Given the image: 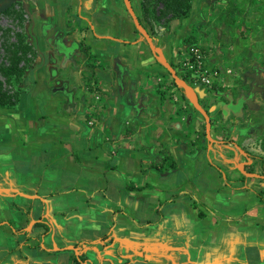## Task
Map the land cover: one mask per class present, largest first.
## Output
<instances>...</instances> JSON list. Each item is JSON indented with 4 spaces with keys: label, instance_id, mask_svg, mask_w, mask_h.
Listing matches in <instances>:
<instances>
[{
    "label": "crops",
    "instance_id": "obj_1",
    "mask_svg": "<svg viewBox=\"0 0 264 264\" xmlns=\"http://www.w3.org/2000/svg\"><path fill=\"white\" fill-rule=\"evenodd\" d=\"M22 1L37 61L16 108L0 107V264H264L261 151L170 136L158 151L142 135L149 92L98 67L101 106L86 88L80 43L119 74L139 64L142 0ZM29 85L49 90L42 114Z\"/></svg>",
    "mask_w": 264,
    "mask_h": 264
},
{
    "label": "rangeland",
    "instance_id": "obj_2",
    "mask_svg": "<svg viewBox=\"0 0 264 264\" xmlns=\"http://www.w3.org/2000/svg\"><path fill=\"white\" fill-rule=\"evenodd\" d=\"M192 7L186 18L170 21L168 31L150 27L143 20L142 12L141 19L135 17L143 30L135 28L144 43L142 49H137L141 62L122 74L114 64L101 62L98 56L93 62L110 70L114 80L126 77L127 88L132 93L147 91L151 94L150 101H143L150 110L145 116L149 126L142 132L144 145L153 142L161 151L163 139L170 136L176 141L190 139L194 148L203 146L200 141L214 138L222 144L233 142L249 154H255L256 148L264 155L260 148V138L264 135V0H193ZM7 8L11 9L0 12V64L8 61L4 49L15 39V33L23 30L27 34L29 21L22 0L13 1ZM165 34L168 36L163 37ZM187 35L193 40L186 43ZM145 36L149 37L151 45ZM191 47H196L201 55L198 73L183 64ZM76 49V44L68 47L69 55L76 56ZM27 57L31 58V53ZM35 61L37 56L33 63ZM30 73L25 82H29ZM136 73L140 74L138 84L131 80ZM51 75L56 76L57 71L53 69ZM84 78L95 93L99 95L94 89L104 92L95 86L96 80L93 81L89 69ZM0 80L3 90L13 94L15 87L6 82L1 73ZM32 87L27 88L31 94L29 100L34 99L37 111L42 114L44 108L40 101L50 94L49 90L31 92ZM251 90L252 99L240 112L236 115L231 111L223 112L224 105L238 97H247ZM153 95L160 101L154 104ZM103 98L99 95V106ZM164 102L172 104L170 115L165 116ZM151 107H157L159 113L151 114Z\"/></svg>",
    "mask_w": 264,
    "mask_h": 264
},
{
    "label": "trees",
    "instance_id": "obj_3",
    "mask_svg": "<svg viewBox=\"0 0 264 264\" xmlns=\"http://www.w3.org/2000/svg\"><path fill=\"white\" fill-rule=\"evenodd\" d=\"M15 1L16 0H14V2ZM192 2L193 0H142V18L148 25H150V27H161L168 31L170 21L182 20L188 16L192 7ZM10 9L11 8H7L3 11V13L9 11ZM192 40L193 39L190 35H187L184 38V42L186 43ZM62 49L67 50L65 48ZM4 50L7 54L8 61L7 63L0 64V73L3 76L4 80H6V82L15 87V91L13 94H9L8 92L4 91L2 88L3 82L0 80V107L16 108L19 101V95L22 91L21 84L23 83L25 72L28 71L30 73L32 71V67L34 64L33 61L34 58L37 56V53L33 48L32 44L29 42L28 35L23 30L15 33V39L10 43V45L6 46ZM79 51L87 59L86 67L89 70L92 71L96 67L103 69L105 68V66L101 63L95 64L93 62L96 55L91 53L89 48L84 43H80ZM29 53H31L32 55L31 58L27 57V54ZM41 63L42 60L39 61V64ZM86 87L89 90L93 91L91 87H89L88 82L86 83ZM94 90L97 91L100 96L105 95L104 92H100L98 91V89ZM159 95L160 98H162V94ZM129 127L130 125L127 126V128ZM260 148L264 152V135L260 138ZM162 154V162L164 163L169 161L168 166L172 169H175L176 164L173 161L172 155L166 153V151H162ZM257 196L261 199L260 192L257 193ZM43 226V223L35 224V227L37 228Z\"/></svg>",
    "mask_w": 264,
    "mask_h": 264
},
{
    "label": "water",
    "instance_id": "obj_4",
    "mask_svg": "<svg viewBox=\"0 0 264 264\" xmlns=\"http://www.w3.org/2000/svg\"><path fill=\"white\" fill-rule=\"evenodd\" d=\"M14 0H0V12H2L3 10H5L8 6H10L11 4H12V2H13ZM128 0H126V2H127ZM128 8H130L129 6H128ZM132 14V13H131ZM133 15V14H132ZM133 19H134V22H135V24H136V26H138L139 28H140V26H139V23H138V21H137V19L133 16ZM141 29V28H140ZM141 31L143 32V30L141 29ZM146 37V39H147V41L150 43V45H151V42H150V39H149V37L148 36H145ZM56 49H57V51H60L61 53H64V52H66V50H61L60 48H58V47H56ZM157 50V49H156ZM54 89L56 90V91H59V90H63V85H61V86H55L54 87ZM252 90L249 92V94H248V97L252 94ZM245 98V97H242V99H248V103H250L249 102V98ZM235 106V105H234ZM234 106H232V103H228V104H226V105H224V107H223V112L225 113V114H227V112L228 111H231V112H233V114L234 113H236L237 111H235V109L234 108H232V107H234ZM238 110V109H237Z\"/></svg>",
    "mask_w": 264,
    "mask_h": 264
},
{
    "label": "built area",
    "instance_id": "obj_5",
    "mask_svg": "<svg viewBox=\"0 0 264 264\" xmlns=\"http://www.w3.org/2000/svg\"><path fill=\"white\" fill-rule=\"evenodd\" d=\"M185 60L186 61H183V64L189 65L191 70L196 73L200 71L201 55L196 47L190 48L189 56Z\"/></svg>",
    "mask_w": 264,
    "mask_h": 264
},
{
    "label": "flooded vegetation",
    "instance_id": "obj_6",
    "mask_svg": "<svg viewBox=\"0 0 264 264\" xmlns=\"http://www.w3.org/2000/svg\"><path fill=\"white\" fill-rule=\"evenodd\" d=\"M255 88V87H254ZM252 96H253V92H252V94L248 97L249 98V102H250V99H252ZM242 97L243 96H241V97H238V98H236V99H234V100H232L231 101V103H232V106H234V107H232V108H234L235 109V111H237V112H240L241 111V109H242V107L244 106V105H247V103H248V99H242ZM247 97H245V98H247ZM238 109V110H237ZM237 112L236 113H234L235 115L237 114ZM233 113V112H232Z\"/></svg>",
    "mask_w": 264,
    "mask_h": 264
}]
</instances>
